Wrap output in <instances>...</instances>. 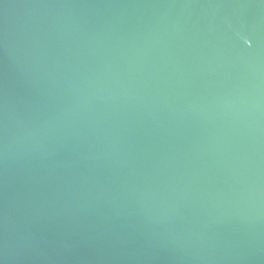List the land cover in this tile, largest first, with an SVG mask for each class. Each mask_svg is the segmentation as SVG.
I'll return each instance as SVG.
<instances>
[{
	"label": "water",
	"instance_id": "water-1",
	"mask_svg": "<svg viewBox=\"0 0 264 264\" xmlns=\"http://www.w3.org/2000/svg\"><path fill=\"white\" fill-rule=\"evenodd\" d=\"M0 264H264V0H0Z\"/></svg>",
	"mask_w": 264,
	"mask_h": 264
}]
</instances>
